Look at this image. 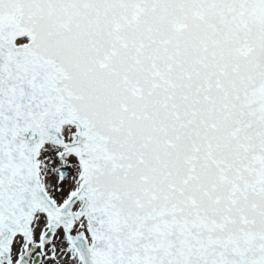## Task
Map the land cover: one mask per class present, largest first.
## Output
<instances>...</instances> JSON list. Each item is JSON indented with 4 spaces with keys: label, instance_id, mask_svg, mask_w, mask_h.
<instances>
[{
    "label": "snow or ice",
    "instance_id": "1",
    "mask_svg": "<svg viewBox=\"0 0 264 264\" xmlns=\"http://www.w3.org/2000/svg\"><path fill=\"white\" fill-rule=\"evenodd\" d=\"M0 264H264V0H0Z\"/></svg>",
    "mask_w": 264,
    "mask_h": 264
}]
</instances>
